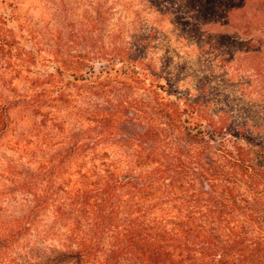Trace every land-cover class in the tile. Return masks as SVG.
<instances>
[{"label": "trees", "instance_id": "1", "mask_svg": "<svg viewBox=\"0 0 264 264\" xmlns=\"http://www.w3.org/2000/svg\"><path fill=\"white\" fill-rule=\"evenodd\" d=\"M143 1L148 26L117 2L35 31L18 0H0V84L13 92L0 93V140L12 111L39 115L64 140L50 161L75 169L51 214L65 240L45 264H264V102L245 115L207 77L182 82L156 23L174 16ZM184 20L180 36L209 42ZM26 208L0 224V253L38 226L41 206Z\"/></svg>", "mask_w": 264, "mask_h": 264}, {"label": "rangeland", "instance_id": "2", "mask_svg": "<svg viewBox=\"0 0 264 264\" xmlns=\"http://www.w3.org/2000/svg\"><path fill=\"white\" fill-rule=\"evenodd\" d=\"M156 1L155 9L166 7L167 14L174 16L172 20L167 15H157L156 23L164 36L160 48L171 51L174 57L172 67L176 71L184 67L186 78L182 82H191L194 74L199 73L196 75L207 77L217 86L220 98L228 99L237 111L245 115L255 111L254 106L264 102V0ZM117 2L128 10L130 18L139 13L145 19L144 26L151 23L150 17L144 16L151 5L139 0H18V15L29 30L47 31L56 16L60 20L76 18L81 23L87 15L96 16L98 5L105 11ZM175 15L185 18L183 26L193 22L194 31L208 30L209 42L201 46L186 35L180 36L185 33L173 25ZM213 43L216 48L210 46ZM1 92L13 94L3 84ZM40 120L39 115L31 117L23 109L14 110L11 126L0 140V224L24 214L26 205L34 200L44 211L40 212L38 226L28 231L24 240L0 253V264H5L4 260L9 264H26L23 255L32 264H45L48 256L42 254L48 251L49 255L53 246H60L65 240L62 233L66 226H54L51 214L73 182L75 169L67 162L50 161L48 156L54 155L64 140L58 130L46 131ZM43 225L52 227L53 236L43 235Z\"/></svg>", "mask_w": 264, "mask_h": 264}]
</instances>
